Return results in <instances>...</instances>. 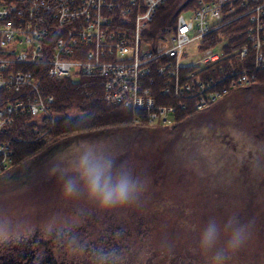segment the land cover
<instances>
[{
    "label": "rangeland",
    "instance_id": "1",
    "mask_svg": "<svg viewBox=\"0 0 264 264\" xmlns=\"http://www.w3.org/2000/svg\"><path fill=\"white\" fill-rule=\"evenodd\" d=\"M180 10L186 16L191 8ZM184 47L191 57L199 53L195 42ZM263 95L254 87L235 91L228 100H220L216 108L204 111L211 116L201 118L200 125L178 138L173 137V142L167 139L166 143L149 132L135 140L122 135L107 141L116 131L110 130L107 139L106 133H91L90 141L71 142L53 158L34 161L33 167L14 168L7 163L0 169V229L16 232L35 223L47 228L75 221L91 230L95 240L99 231L112 230V234L99 237L103 244H120L113 251L119 256L103 260V264H170L168 257L175 254L190 259L189 264H206L205 257L194 251L200 231L215 219L222 229V245L226 238L223 226L234 217L249 227L250 237L229 264H264ZM150 122L161 123L159 119ZM89 145L117 153L113 155L117 165L131 167L145 182L146 190L136 204L102 211L82 197L63 196L64 179L74 174L73 161ZM52 162L62 165L65 175L50 174ZM162 172L164 175L158 174ZM103 220L107 226L100 223ZM188 245L191 252L179 251ZM179 262L176 259L174 264ZM92 264H99L98 259Z\"/></svg>",
    "mask_w": 264,
    "mask_h": 264
},
{
    "label": "built area",
    "instance_id": "2",
    "mask_svg": "<svg viewBox=\"0 0 264 264\" xmlns=\"http://www.w3.org/2000/svg\"><path fill=\"white\" fill-rule=\"evenodd\" d=\"M160 1L141 0L129 17V6L119 0H0V88L16 92L0 104V125L14 114L49 112L53 96L41 90L31 65L50 77L98 74L105 99L142 109L148 120L164 123L187 101L195 108L206 106L253 81L255 70L264 68V0H239L240 6L225 10L223 0H197L186 16L175 12L153 46L142 32ZM114 11L117 24L110 23ZM238 14L246 18L247 44L235 55L246 56L248 70L229 64L218 83L201 68L221 56L222 40L207 41L205 35L223 18ZM191 42L199 48L194 57L184 47ZM7 162L8 147L0 141V169Z\"/></svg>",
    "mask_w": 264,
    "mask_h": 264
},
{
    "label": "trees",
    "instance_id": "3",
    "mask_svg": "<svg viewBox=\"0 0 264 264\" xmlns=\"http://www.w3.org/2000/svg\"><path fill=\"white\" fill-rule=\"evenodd\" d=\"M119 1L123 5L129 6V10L126 12L129 17L141 6V0H133V3H130V0ZM196 2L197 0H161L151 17L146 21L142 38L154 46L159 39L161 30L173 22L175 12L181 8L193 7ZM221 5L224 10L230 5L232 7L240 6L239 0H223ZM115 17L114 11L110 18L111 24H117L118 21L113 20ZM223 19L215 28L210 30L209 34L205 35L207 41L214 36L218 40L221 39L220 45L223 48V53L212 64L206 63L203 65L205 67L201 68L202 75L204 74L206 78L212 76L218 83H222V76L228 72L229 64H232L237 71L248 70L246 56L238 57L235 55L238 46L247 44V37L244 35L243 29L246 18L243 14H238ZM30 67L36 73L41 90L51 93L53 99L47 114L37 117V115L30 116L26 113H18L14 114L10 121L0 125V141L6 143L8 147L7 165L14 168L19 166L33 167L34 161L39 158L49 160L56 155L58 150L63 149L71 142L90 141L93 139L91 133L95 132L101 133V135L106 133L104 139H107V134L110 136L108 132L110 130L122 132L120 134L113 131L107 141L113 139L111 137H122V135H130L131 140H135L143 132H149L156 133L155 137L165 140L166 143L167 139L173 142V137L178 138L200 125L201 118L211 116L210 113L204 111L210 107L216 108L220 100H228L231 94H235V91L254 87L264 92V68H260L255 70L253 81L231 88L207 106L195 108L192 101H187L185 107H177L174 110L172 121L154 123L146 118L142 109L105 99L101 78L98 74L79 73L74 77H50L39 73L37 65ZM14 93L16 92L7 87L0 88V104L8 101L11 98L8 96L14 95ZM157 101L167 103L168 99L158 98ZM121 147L123 148V146ZM108 152L112 151L109 150ZM112 155L116 156L117 153H112ZM49 164L52 166L55 163ZM142 164L145 166L144 163ZM2 168L5 169V167ZM158 174L164 175V172ZM143 204L147 205V203ZM259 231L260 229H257V232ZM179 251L184 254L186 251L191 252L190 246H185ZM176 256V254L169 256L168 263L174 264L176 259L180 260L179 264L191 263L190 259L188 261L186 258L182 259L181 256Z\"/></svg>",
    "mask_w": 264,
    "mask_h": 264
},
{
    "label": "clouds",
    "instance_id": "4",
    "mask_svg": "<svg viewBox=\"0 0 264 264\" xmlns=\"http://www.w3.org/2000/svg\"><path fill=\"white\" fill-rule=\"evenodd\" d=\"M73 173L67 175L62 186L66 198H84L102 211L116 210L136 204L146 190L145 182L134 175L131 167L117 165L116 158L94 145L81 150L72 164ZM65 175L60 164H54L50 174ZM226 238L221 245V226L210 219L202 228L194 251L205 257L206 264H229L250 237L249 227L236 218L223 226ZM20 233H0V243L19 238Z\"/></svg>",
    "mask_w": 264,
    "mask_h": 264
},
{
    "label": "flooded vegetation",
    "instance_id": "5",
    "mask_svg": "<svg viewBox=\"0 0 264 264\" xmlns=\"http://www.w3.org/2000/svg\"><path fill=\"white\" fill-rule=\"evenodd\" d=\"M249 176L253 177V174ZM106 222L100 221L103 226H107ZM68 223L50 224L47 228L43 223H35L29 229L23 226L25 229L16 232L11 229H0V233H20L19 238L0 243V264H92L95 259H98L99 264H103V260H113L119 256L113 251L115 246L120 244L114 242L103 244L99 237L103 234H112L111 229L99 231L96 234V239H99L95 240L93 232L86 229V226L75 221ZM109 225L111 222L108 221ZM79 227L83 228V231H72V228Z\"/></svg>",
    "mask_w": 264,
    "mask_h": 264
}]
</instances>
